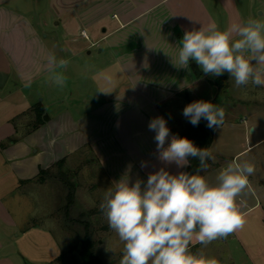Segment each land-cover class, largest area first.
<instances>
[{
    "label": "crops",
    "instance_id": "1",
    "mask_svg": "<svg viewBox=\"0 0 264 264\" xmlns=\"http://www.w3.org/2000/svg\"><path fill=\"white\" fill-rule=\"evenodd\" d=\"M249 17L264 20V0H0V71L8 75L0 87V264L62 259L72 231L34 222L39 213L32 211L47 201L52 205L59 181L53 172L66 178L64 172L83 155L110 187L122 177L146 183L161 167L171 174L186 172L187 166L158 159L155 132L148 128L152 118L164 117L170 129L167 146L171 129L179 130L169 116L176 110L173 103L185 90L192 95L204 74L195 75V61L177 68L172 58L185 31L210 23L226 30ZM50 53L69 61L62 88L47 80ZM237 128L224 122L213 129L215 160L203 175L214 183L220 169L256 150L253 158L243 159L255 165V173L238 205L244 218L261 210L258 220L249 217L245 225L264 226V121L253 120L240 140ZM227 130L234 133L235 148L216 138ZM39 187L47 188L45 196H39ZM71 210L66 208L65 215ZM190 248L218 264H238L231 253L208 256L195 239ZM239 248L246 250L243 243ZM121 258L109 262L119 264Z\"/></svg>",
    "mask_w": 264,
    "mask_h": 264
},
{
    "label": "clouds",
    "instance_id": "2",
    "mask_svg": "<svg viewBox=\"0 0 264 264\" xmlns=\"http://www.w3.org/2000/svg\"><path fill=\"white\" fill-rule=\"evenodd\" d=\"M190 59L205 75L219 77L227 72L236 87L264 86V20L249 17L226 30L210 23L185 31L172 62L177 68H187ZM68 63L50 53L48 82L66 86ZM182 114L193 126L206 120L210 129L220 128L226 115L223 107L204 100L189 103ZM148 128L155 132L161 162L183 168L191 157L199 160V167L195 174H171L161 167L148 175L146 183L140 179L131 183L122 177L105 191L100 209L123 244L119 264H218L202 252L193 253L190 245L195 239L206 247L243 228L246 221L238 198L251 190L249 177L255 173V165L235 159L210 182L200 174L209 159L215 160L208 148L177 135L165 146L170 129L162 116L152 118Z\"/></svg>",
    "mask_w": 264,
    "mask_h": 264
},
{
    "label": "rangeland",
    "instance_id": "3",
    "mask_svg": "<svg viewBox=\"0 0 264 264\" xmlns=\"http://www.w3.org/2000/svg\"><path fill=\"white\" fill-rule=\"evenodd\" d=\"M199 69L202 70L200 67ZM180 95L179 102L173 103L177 111L173 110L169 116L173 118L171 122L175 124L176 128L183 131L189 123L187 121L188 119L182 114L185 106L189 104L186 98V95L189 96V93L181 92ZM189 98L192 101H209L223 107L226 113L224 122L227 124L234 123L238 127L236 132H234L238 134L239 140L243 133L249 134L248 125L253 120L264 121V91L261 86H254L249 83L247 86L236 87L234 79L230 78L227 72L219 77L203 74L199 78L197 88H195V91L192 92ZM253 113L258 118L253 117ZM233 127L235 126H231V128ZM232 134L234 133L230 132V130H227V132L221 131L217 133L216 138L224 139L223 142L229 141L232 144L230 147L235 148L233 146L234 137H232ZM255 151H248L239 159L253 158ZM78 162V165L72 167L68 172H64L66 178L60 177V174L56 171L53 172L52 175L58 178L59 181L57 180V182L55 180L57 184L53 186L55 193L52 205L49 204V201H47L48 205L44 203L41 205L38 204L37 211H32L39 213L38 216H35L36 214L34 215L33 221L41 222L45 225L52 223L56 227L55 231H61L65 226L72 231L70 246L64 249L62 259H59L54 264L79 263L80 260L77 257L74 247H79L80 245L83 227L81 225L76 227V221H80L82 224H85V222L90 224L92 239L95 241L96 255L102 260H105V264H111L109 261H113L112 258L122 257L123 244L119 241L116 233L109 228L106 217L100 209L104 193L110 186L98 166L89 160L86 155H83ZM66 183L73 185L74 195L76 197H74V206L73 204L70 206L73 210L68 215H65V209L68 201V193L71 191H69V185ZM46 189L45 187H39V196H45ZM47 193L49 196L50 190H47ZM77 209H84V211L80 210L81 212L78 214ZM260 211L258 209L253 212V214L245 218V221L252 216H255L252 217L253 219L256 218L258 220L261 216ZM262 214L264 217V213ZM73 230L75 231L73 232ZM238 234L240 235L239 240ZM240 243H243L246 248V253L251 255L255 264H264V226L261 224H255V226L246 224L245 227L243 226L241 232L236 231V236L232 233L224 240L220 238L214 240L206 246V249L209 251L208 256L214 258L219 253L220 257H225L227 253H231L238 264H253L250 260L251 258L245 251L239 248Z\"/></svg>",
    "mask_w": 264,
    "mask_h": 264
},
{
    "label": "trees",
    "instance_id": "4",
    "mask_svg": "<svg viewBox=\"0 0 264 264\" xmlns=\"http://www.w3.org/2000/svg\"><path fill=\"white\" fill-rule=\"evenodd\" d=\"M183 92H187V91L185 90ZM186 98L189 103L193 102L188 95H186ZM41 112L42 110H39L37 113V120L39 122H42L40 118ZM171 133L172 135L187 137L190 140H192L197 147L208 148L210 150L213 129L207 127V121L204 119H201L199 124L196 126H193L189 122L187 127L183 131L171 129ZM207 165L208 167L213 165L211 159L207 161ZM198 167H199V160L189 157V163L187 165L186 172L189 174H195L196 169ZM204 172L205 171L201 172L200 174L203 175ZM66 184L69 185V191H71L68 193V197H67L68 201L66 208L68 211V208L74 202V187L71 183H66ZM83 227L84 230L81 235L82 237L80 240V245L79 247H74L77 257L80 260L78 264H104V262L95 253V241L92 239V229L90 224L88 222H85V224L83 223Z\"/></svg>",
    "mask_w": 264,
    "mask_h": 264
},
{
    "label": "water",
    "instance_id": "5",
    "mask_svg": "<svg viewBox=\"0 0 264 264\" xmlns=\"http://www.w3.org/2000/svg\"><path fill=\"white\" fill-rule=\"evenodd\" d=\"M191 67L195 75L197 77H200L202 74V71L199 69L198 65L196 63H191ZM7 78H8V75L5 72L0 71V87H2L6 83Z\"/></svg>",
    "mask_w": 264,
    "mask_h": 264
},
{
    "label": "built area",
    "instance_id": "6",
    "mask_svg": "<svg viewBox=\"0 0 264 264\" xmlns=\"http://www.w3.org/2000/svg\"><path fill=\"white\" fill-rule=\"evenodd\" d=\"M81 34L82 36L87 37L85 30H82Z\"/></svg>",
    "mask_w": 264,
    "mask_h": 264
}]
</instances>
